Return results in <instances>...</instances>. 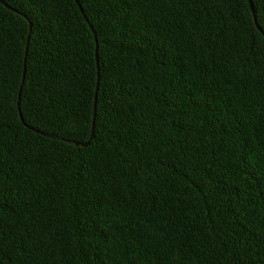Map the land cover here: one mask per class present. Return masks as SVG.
Returning a JSON list of instances; mask_svg holds the SVG:
<instances>
[{"label": "trees", "instance_id": "16d2710c", "mask_svg": "<svg viewBox=\"0 0 264 264\" xmlns=\"http://www.w3.org/2000/svg\"><path fill=\"white\" fill-rule=\"evenodd\" d=\"M0 264H264V0H0Z\"/></svg>", "mask_w": 264, "mask_h": 264}, {"label": "water", "instance_id": "95a60500", "mask_svg": "<svg viewBox=\"0 0 264 264\" xmlns=\"http://www.w3.org/2000/svg\"><path fill=\"white\" fill-rule=\"evenodd\" d=\"M2 3H3L4 5H6L3 1H2ZM250 5H251V9H252V11L254 12V8H253V5H252L251 2H250ZM29 39H30V34H29V36H28V38H27V46H28ZM26 53H27V48H26ZM97 91H98V86H97V89H96V93H97ZM95 103H96V99H95ZM93 134H94V124H93V128H92V134H91V139H90V140H92V138H93ZM89 142H90V141H88V142H86V143H83L82 145H83V146H87V145L89 144ZM76 145H79V143H77Z\"/></svg>", "mask_w": 264, "mask_h": 264}]
</instances>
